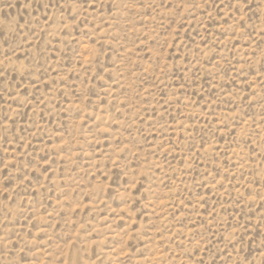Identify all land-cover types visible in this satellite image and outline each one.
<instances>
[{"label": "rangeland", "instance_id": "1", "mask_svg": "<svg viewBox=\"0 0 264 264\" xmlns=\"http://www.w3.org/2000/svg\"><path fill=\"white\" fill-rule=\"evenodd\" d=\"M0 264H264V0H0Z\"/></svg>", "mask_w": 264, "mask_h": 264}]
</instances>
